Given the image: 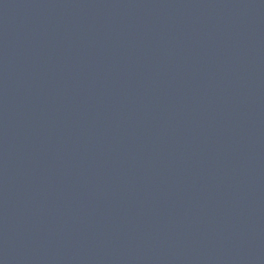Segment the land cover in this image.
Returning a JSON list of instances; mask_svg holds the SVG:
<instances>
[{"label":"water","instance_id":"obj_1","mask_svg":"<svg viewBox=\"0 0 264 264\" xmlns=\"http://www.w3.org/2000/svg\"><path fill=\"white\" fill-rule=\"evenodd\" d=\"M0 264H264V0H0Z\"/></svg>","mask_w":264,"mask_h":264}]
</instances>
